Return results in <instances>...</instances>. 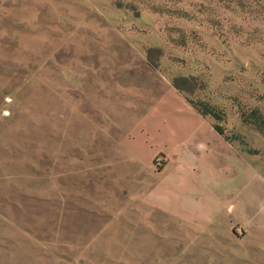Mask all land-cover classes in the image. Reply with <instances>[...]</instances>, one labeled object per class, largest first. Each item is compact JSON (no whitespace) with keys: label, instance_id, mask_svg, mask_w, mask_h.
Listing matches in <instances>:
<instances>
[{"label":"rangeland","instance_id":"obj_1","mask_svg":"<svg viewBox=\"0 0 264 264\" xmlns=\"http://www.w3.org/2000/svg\"><path fill=\"white\" fill-rule=\"evenodd\" d=\"M0 264H264V0H0Z\"/></svg>","mask_w":264,"mask_h":264},{"label":"crops","instance_id":"obj_2","mask_svg":"<svg viewBox=\"0 0 264 264\" xmlns=\"http://www.w3.org/2000/svg\"><path fill=\"white\" fill-rule=\"evenodd\" d=\"M168 91L171 92V94L173 95V98L178 102L179 104L178 107L183 111V113L190 116V118L192 119L191 122L193 123V127H189V128L187 127L185 128V130H182V127L173 128L169 133H165L161 135L160 137H158L157 144H160L161 143L160 140H164L165 136L168 138L171 144L172 143L173 144L186 143L190 145L197 141L200 142L199 140L204 141L205 140V129L200 128L201 120L198 114L195 113L188 105H186L183 99L177 96V94L173 90L169 89ZM162 100L160 99V102ZM161 104L166 109L168 108V109H171L170 111H172L171 106L170 105L168 106L167 102L163 101L161 102Z\"/></svg>","mask_w":264,"mask_h":264}]
</instances>
